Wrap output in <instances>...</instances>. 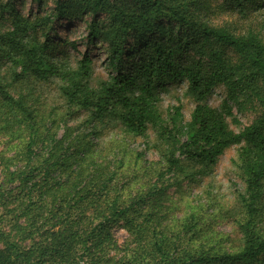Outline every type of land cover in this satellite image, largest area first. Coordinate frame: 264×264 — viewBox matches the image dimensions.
Returning a JSON list of instances; mask_svg holds the SVG:
<instances>
[{
    "label": "trees",
    "instance_id": "16d2710c",
    "mask_svg": "<svg viewBox=\"0 0 264 264\" xmlns=\"http://www.w3.org/2000/svg\"><path fill=\"white\" fill-rule=\"evenodd\" d=\"M256 1L230 0L243 9ZM211 5L210 0H58L33 23L30 14L16 15L14 28L0 31V56L13 63V55L22 58L15 79L24 73L59 78L69 110L86 111L85 121L115 111L138 136L147 138L151 127L164 146L168 172L177 174L190 162L212 167L227 148L239 145L245 183L240 249L214 252L201 244L184 245L195 224L175 230L163 222L162 187L129 203L110 197L113 161L98 160L80 132L83 123L74 135L67 124L60 133L58 119L38 117L24 97H15L0 81L1 103L19 120L24 160L15 169L13 156L3 161L0 264H264V40L254 31L237 34L207 22ZM10 9L11 3L0 4L1 12ZM86 15L91 16L88 39L103 40L109 51L111 70L96 87L90 84L92 54L61 67L48 57L50 23ZM34 27L46 39L30 45L24 37ZM168 81L187 83L186 93L196 102L189 119L182 105L173 106L166 118L160 114V93ZM218 85L227 88L228 97L215 107L206 97ZM230 100L255 112L239 130L229 121L240 123ZM119 221L130 236L122 253L110 232Z\"/></svg>",
    "mask_w": 264,
    "mask_h": 264
},
{
    "label": "rangeland",
    "instance_id": "374dc122",
    "mask_svg": "<svg viewBox=\"0 0 264 264\" xmlns=\"http://www.w3.org/2000/svg\"><path fill=\"white\" fill-rule=\"evenodd\" d=\"M57 1L0 0V4L8 2L12 5V9L8 11L0 10V31L13 29L16 15L30 14L33 23L40 14L50 12ZM210 1L212 11L205 16L207 22L224 26L237 34L254 31L264 40V0L251 2L245 9L233 7L230 0ZM90 20L91 16L86 15L73 19H55L50 23L48 57L61 67L62 64L75 66L84 53L92 54L94 60L90 84L96 87L108 76L111 68L107 43L99 38L92 41L88 39L87 21ZM45 39L44 32L36 27L27 31L24 37V41L30 45ZM12 58L16 63L8 61L6 55L0 56L1 84H6V88L15 97H24L26 104L38 117L58 119L60 133L66 130L67 124L74 135L77 133L75 128L83 123L80 132L93 144L98 160L107 163L113 161L109 169L116 171V178L111 186L110 197L119 195L129 203L131 197H137L151 187H162L164 193L158 201V216L164 215L163 222L173 226L175 230L186 222L195 224L191 231L194 235L191 232L185 233L184 245L192 248L201 244L203 248L214 252L240 249L244 240L239 223L245 218L240 193L244 191L245 183L241 176L239 145L227 148L212 167L190 162L184 165L185 170L177 174L168 172L161 155L164 146L151 127L147 138L138 136L128 131L115 111L85 121L86 111L77 107L76 110H69V103L60 92L62 83L59 78H41L24 73L15 79L13 73L21 70L22 58L14 55ZM186 90L185 81L167 82L158 102L162 117H168L173 106L182 105L185 119L190 118L196 102ZM227 97V88L218 85L208 93L206 101L212 106L220 107ZM229 104L240 119V123H234L229 118L232 128L239 130L252 122L255 116L252 106L241 109L232 100ZM14 113L0 99V180L6 157L13 156L12 169L24 163L20 147L22 131ZM189 173L192 174L187 176ZM110 232L122 253L130 240L128 230L119 221L111 225Z\"/></svg>",
    "mask_w": 264,
    "mask_h": 264
}]
</instances>
